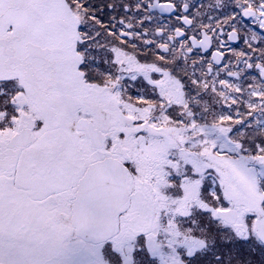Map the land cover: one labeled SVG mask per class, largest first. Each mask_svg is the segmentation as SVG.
Segmentation results:
<instances>
[{
    "label": "snow or ice",
    "instance_id": "1",
    "mask_svg": "<svg viewBox=\"0 0 264 264\" xmlns=\"http://www.w3.org/2000/svg\"><path fill=\"white\" fill-rule=\"evenodd\" d=\"M0 264H264V0H0Z\"/></svg>",
    "mask_w": 264,
    "mask_h": 264
}]
</instances>
